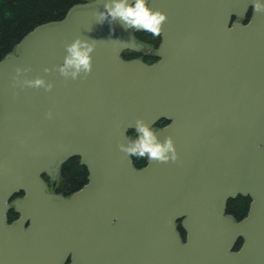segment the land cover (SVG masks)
Masks as SVG:
<instances>
[{
    "label": "water",
    "instance_id": "95a60500",
    "mask_svg": "<svg viewBox=\"0 0 264 264\" xmlns=\"http://www.w3.org/2000/svg\"><path fill=\"white\" fill-rule=\"evenodd\" d=\"M103 3L72 6L0 59V264H264V0H149L166 14L153 64L123 58L145 45L98 23ZM77 37L97 46L73 78L60 68ZM141 120L176 160L135 167L124 149ZM73 157L88 182L49 193L43 174ZM239 195L251 202L237 221Z\"/></svg>",
    "mask_w": 264,
    "mask_h": 264
},
{
    "label": "trees",
    "instance_id": "16d2710c",
    "mask_svg": "<svg viewBox=\"0 0 264 264\" xmlns=\"http://www.w3.org/2000/svg\"><path fill=\"white\" fill-rule=\"evenodd\" d=\"M81 0H0V59L12 52L21 39L40 24L61 20L65 17L68 10L80 3ZM137 36L141 41L158 47L161 36L151 32L140 31ZM138 54H132L126 59H131ZM153 63L154 61H146ZM168 121L162 120L157 124L158 127L166 125ZM137 133L129 131V136L134 139ZM135 167L142 168L148 162V157L132 156ZM88 169L81 164L78 157L67 160L60 170V178L55 191L59 194L68 196L79 190L88 182ZM47 181L49 177L44 176ZM249 197L239 195L235 199H230L227 203V213L236 220L243 219L249 210ZM180 233L185 239L186 233L179 225ZM240 243H238V246Z\"/></svg>",
    "mask_w": 264,
    "mask_h": 264
},
{
    "label": "clouds",
    "instance_id": "9594fccd",
    "mask_svg": "<svg viewBox=\"0 0 264 264\" xmlns=\"http://www.w3.org/2000/svg\"><path fill=\"white\" fill-rule=\"evenodd\" d=\"M99 2V0H97ZM104 11H97L98 23L103 24L105 21L112 24L119 21L126 28H135L137 31L144 30L154 35H159L161 27L166 21V14L150 7L149 0H104ZM254 8L256 11L262 10V0H254ZM95 39H83L77 37L71 43L66 45L67 55L65 62L61 66L60 71L67 76L70 69L73 78L83 72L86 75L91 73L93 69V52L97 46ZM34 87H39L45 82L42 78L28 81ZM52 84L47 86V90H51ZM48 116L51 118L52 113ZM139 126L134 128V132L139 134L131 139L130 147L124 149L130 156L145 157L149 159H158L162 162L176 160L178 153L171 137L167 138L166 143L157 142L154 131L146 126L143 121H138ZM123 148V145H121ZM172 151V156L166 155Z\"/></svg>",
    "mask_w": 264,
    "mask_h": 264
},
{
    "label": "flooded vegetation",
    "instance_id": "af4514ba",
    "mask_svg": "<svg viewBox=\"0 0 264 264\" xmlns=\"http://www.w3.org/2000/svg\"><path fill=\"white\" fill-rule=\"evenodd\" d=\"M246 22V21H245ZM152 49H149V53H142V51L140 52H132V51H125L124 57H130L133 53L134 54H138L135 57L132 58H141L142 60H144L145 62L148 61H157L158 57L154 54L151 53ZM58 182L54 183L53 180L50 179V183H49V187H54ZM54 192V191H53ZM55 193V192H54ZM24 196V194H19L17 197H22ZM251 202V200H250ZM250 202H249V206H250ZM10 210L8 212V221L12 222L14 220H16L19 217V214L15 211V209L13 208V205L10 203ZM66 264H69V262H67Z\"/></svg>",
    "mask_w": 264,
    "mask_h": 264
},
{
    "label": "rangeland",
    "instance_id": "374dc122",
    "mask_svg": "<svg viewBox=\"0 0 264 264\" xmlns=\"http://www.w3.org/2000/svg\"><path fill=\"white\" fill-rule=\"evenodd\" d=\"M152 48H153L152 46L148 45L147 47H145V49H144V51L142 53H149V49H152ZM50 189H51V191H54L55 190V186L51 187Z\"/></svg>",
    "mask_w": 264,
    "mask_h": 264
}]
</instances>
